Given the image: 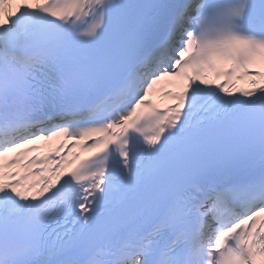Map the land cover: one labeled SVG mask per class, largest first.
I'll return each instance as SVG.
<instances>
[{
	"label": "snow or ice",
	"instance_id": "snow-or-ice-1",
	"mask_svg": "<svg viewBox=\"0 0 264 264\" xmlns=\"http://www.w3.org/2000/svg\"><path fill=\"white\" fill-rule=\"evenodd\" d=\"M0 264H264V0H0Z\"/></svg>",
	"mask_w": 264,
	"mask_h": 264
}]
</instances>
